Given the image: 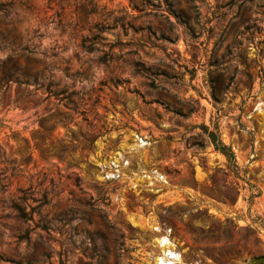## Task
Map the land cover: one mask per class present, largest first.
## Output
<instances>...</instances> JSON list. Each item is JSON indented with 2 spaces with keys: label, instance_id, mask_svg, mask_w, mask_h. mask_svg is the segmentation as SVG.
Here are the masks:
<instances>
[{
  "label": "rangeland",
  "instance_id": "374dc122",
  "mask_svg": "<svg viewBox=\"0 0 264 264\" xmlns=\"http://www.w3.org/2000/svg\"><path fill=\"white\" fill-rule=\"evenodd\" d=\"M9 59L0 264L264 256V0H0Z\"/></svg>",
  "mask_w": 264,
  "mask_h": 264
},
{
  "label": "trees",
  "instance_id": "16d2710c",
  "mask_svg": "<svg viewBox=\"0 0 264 264\" xmlns=\"http://www.w3.org/2000/svg\"><path fill=\"white\" fill-rule=\"evenodd\" d=\"M88 38L83 40L84 45L86 46ZM23 51H26L28 54H32V50L29 48H24ZM29 55H27V61L29 62ZM21 69L16 62H13L11 59L7 61L0 62V93L4 92V90L8 87V85L12 82L16 83H38L40 79L45 78L44 70L40 73L33 74L29 69H26L24 72L20 73ZM207 130V127H204ZM208 138L210 143L213 144L215 150L224 154L229 162V165L237 167L235 155L230 146L224 144L222 140L219 138L218 128L216 127V132L211 131L208 133ZM19 210L22 216L25 213L21 210L20 207H15Z\"/></svg>",
  "mask_w": 264,
  "mask_h": 264
},
{
  "label": "bare ground",
  "instance_id": "6f19581e",
  "mask_svg": "<svg viewBox=\"0 0 264 264\" xmlns=\"http://www.w3.org/2000/svg\"><path fill=\"white\" fill-rule=\"evenodd\" d=\"M161 241L163 244L162 246L164 247L163 248V254L165 256H168V259L161 257V258H159V261L161 262V264H173L172 259H177L178 254L173 251V249L171 248V244L168 242V240L166 238L163 237V239H161ZM167 243H169V244L166 245Z\"/></svg>",
  "mask_w": 264,
  "mask_h": 264
},
{
  "label": "water",
  "instance_id": "95a60500",
  "mask_svg": "<svg viewBox=\"0 0 264 264\" xmlns=\"http://www.w3.org/2000/svg\"><path fill=\"white\" fill-rule=\"evenodd\" d=\"M256 264H264V256L256 258Z\"/></svg>",
  "mask_w": 264,
  "mask_h": 264
}]
</instances>
